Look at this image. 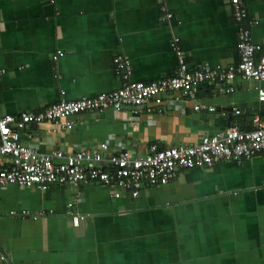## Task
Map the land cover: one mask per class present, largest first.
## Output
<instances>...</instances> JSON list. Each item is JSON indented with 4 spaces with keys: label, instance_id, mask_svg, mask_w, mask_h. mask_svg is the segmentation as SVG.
Returning <instances> with one entry per match:
<instances>
[{
    "label": "crops",
    "instance_id": "1",
    "mask_svg": "<svg viewBox=\"0 0 264 264\" xmlns=\"http://www.w3.org/2000/svg\"><path fill=\"white\" fill-rule=\"evenodd\" d=\"M243 7L236 22L226 0H0V116L39 112L60 92L74 100L116 90V55L128 58L130 81L166 78L176 67L174 39L190 68L233 65L239 28L264 51V0H243ZM229 85L231 93L200 88L196 102L211 113L194 112L185 98L183 111L142 115L133 126L128 115L103 110L76 116L69 131L28 126L20 142L67 154L102 142L115 154L122 142L142 155L151 143L193 146L228 125L249 130L254 116L264 122L256 96L264 82ZM1 257L0 264H264V151L181 170L134 199H111L96 184L1 187Z\"/></svg>",
    "mask_w": 264,
    "mask_h": 264
},
{
    "label": "built area",
    "instance_id": "2",
    "mask_svg": "<svg viewBox=\"0 0 264 264\" xmlns=\"http://www.w3.org/2000/svg\"><path fill=\"white\" fill-rule=\"evenodd\" d=\"M236 22L246 16L243 0H226ZM165 17V8L160 7ZM249 24H254L249 22ZM171 50L176 58L173 73L150 82L130 81V63L127 57L113 58L114 71L121 85L114 91L74 100L60 98L39 112H20L14 116H0V188L15 185L22 188L45 190L49 185L85 186L96 184L107 189L111 199L136 198L144 188L164 186L176 178L181 170L209 169L222 162L240 163L264 151V122L257 116L251 120L249 130L228 125L220 131L202 135L193 146L159 147L151 143L142 155H133L120 142L118 152L107 154V142L95 149L79 148L73 153L55 150L39 153L20 142V133L28 126L53 124L69 131L76 116L111 110L117 116H129L133 126L142 115L151 118L172 110L183 111V99L193 102L194 112H214L212 106L197 103L201 87L212 85L231 93L230 83L235 79L264 82V51L251 40L247 29L239 28L235 49V64L219 67L201 64L190 68L174 39ZM58 55H61L60 53ZM3 73L0 70V74ZM258 102H264V89L257 88ZM235 115L239 114L234 110ZM68 208L72 203L67 204ZM25 212H20V215ZM9 215H16L9 212ZM79 216L71 217L76 226ZM2 259V257L0 258Z\"/></svg>",
    "mask_w": 264,
    "mask_h": 264
},
{
    "label": "trees",
    "instance_id": "3",
    "mask_svg": "<svg viewBox=\"0 0 264 264\" xmlns=\"http://www.w3.org/2000/svg\"><path fill=\"white\" fill-rule=\"evenodd\" d=\"M248 129H250V128H248Z\"/></svg>",
    "mask_w": 264,
    "mask_h": 264
}]
</instances>
